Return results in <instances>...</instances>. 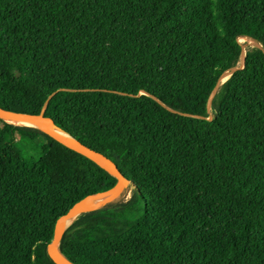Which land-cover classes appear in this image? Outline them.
Returning <instances> with one entry per match:
<instances>
[{
  "label": "trees",
  "instance_id": "trees-1",
  "mask_svg": "<svg viewBox=\"0 0 264 264\" xmlns=\"http://www.w3.org/2000/svg\"><path fill=\"white\" fill-rule=\"evenodd\" d=\"M242 35L264 47V0H0V106L43 111L131 180L65 230L74 264H264L262 48L201 118ZM117 182L0 117V264H56L57 219Z\"/></svg>",
  "mask_w": 264,
  "mask_h": 264
},
{
  "label": "water",
  "instance_id": "water-1",
  "mask_svg": "<svg viewBox=\"0 0 264 264\" xmlns=\"http://www.w3.org/2000/svg\"><path fill=\"white\" fill-rule=\"evenodd\" d=\"M242 36H247V35H242ZM242 36H239V38H238L239 42L242 45V58H243L242 63L239 66H233V67L226 69L225 71L221 72L216 77V79L213 81L212 86H211V91H210L211 97L209 99L208 107H207V109L208 110L210 109V111L212 109L213 97L217 92V91L214 92V88L217 85V83L219 82V80L221 79V77L226 72H228L229 70H231L233 73L236 70L243 68L245 65V58H246V55L248 53V46L240 40V37H242ZM247 37H250L254 40L255 46L260 47L264 50L263 45L258 40H256L255 38H253L251 36H247ZM219 87H218V89H219ZM0 117L5 121H8L7 119H19V120H23V121L30 123L28 126L36 127L38 129H40L41 131H43L44 133L48 134L49 136L53 137L55 140H57L61 144L65 145V146H67V147H69L75 151H78L80 153H83V154L89 156L90 158H92L93 160H95L96 162L101 164L103 167L107 168L113 175H115L118 178V182L113 187H110L108 189H103V190H100L96 193H91V194L84 196L82 199L77 201L68 210L67 213L61 215L57 219L56 225H55V230H54V237H53L52 241L47 246L48 254H49L50 258L53 260V262L56 264H74L60 250V242H61V239H62V236H63L65 230L73 223V221L81 213L96 209L105 203L112 202L115 199L119 198L123 194L122 190L125 188L126 185L131 183V180L121 172L118 165L111 158H109L105 154L91 148L90 146H88L85 143H83L82 141H80L78 138L73 137L69 133L60 129L56 125L54 119L52 117L46 116L43 111L40 112L39 114H32V113H24V112L9 110V109L2 108L0 106ZM205 117H207V115H205V113H204V115L201 116V118H205ZM8 122H10V121H8ZM10 123H12V122H10ZM59 131H61V132H59ZM90 198L100 199V202L96 205L90 206L87 204V201Z\"/></svg>",
  "mask_w": 264,
  "mask_h": 264
},
{
  "label": "bare ground",
  "instance_id": "bare-ground-1",
  "mask_svg": "<svg viewBox=\"0 0 264 264\" xmlns=\"http://www.w3.org/2000/svg\"><path fill=\"white\" fill-rule=\"evenodd\" d=\"M253 40V39H252ZM254 41V40H253ZM232 71L229 70L228 72H226L222 77L221 79L219 80L217 86L215 87L214 89V92L217 91L218 87L231 75ZM8 121L14 123V124H17V125H29L30 123L26 122V121H23V120H19V119H7ZM61 132V131H59ZM100 202V199H97V198H90L88 201H87V204L88 205H96Z\"/></svg>",
  "mask_w": 264,
  "mask_h": 264
},
{
  "label": "rangeland",
  "instance_id": "rangeland-1",
  "mask_svg": "<svg viewBox=\"0 0 264 264\" xmlns=\"http://www.w3.org/2000/svg\"><path fill=\"white\" fill-rule=\"evenodd\" d=\"M240 40L244 43V44H246L247 46H255V42L252 40V38H250V37H246V36H242V37H240ZM242 56H241V60H240V63H239V65L242 63ZM206 112V111H205ZM210 113H211V111H209V113L207 114V113H205V115H207V117H209L210 116ZM129 188H128V185H126L125 186V188L122 190V193L124 194L125 192H127V191H129L128 190Z\"/></svg>",
  "mask_w": 264,
  "mask_h": 264
}]
</instances>
